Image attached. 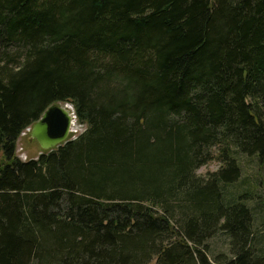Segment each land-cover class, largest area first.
Instances as JSON below:
<instances>
[{"label":"trees","instance_id":"1","mask_svg":"<svg viewBox=\"0 0 264 264\" xmlns=\"http://www.w3.org/2000/svg\"><path fill=\"white\" fill-rule=\"evenodd\" d=\"M52 103L84 130L21 159ZM242 155L264 167V0H0V264H264Z\"/></svg>","mask_w":264,"mask_h":264},{"label":"rangeland","instance_id":"2","mask_svg":"<svg viewBox=\"0 0 264 264\" xmlns=\"http://www.w3.org/2000/svg\"><path fill=\"white\" fill-rule=\"evenodd\" d=\"M70 104V103H69ZM72 105V104H71ZM73 131L70 134V138H75L77 134L81 133L84 130V125H81L76 120ZM41 153V147L36 140H30L29 127L26 128L19 137L17 142L16 154L23 160L30 158H37ZM240 161L242 164V177L246 179V183L240 182L237 184V187L244 188L249 183L250 189L253 191H260L259 187V178L264 173V167L262 168L259 165V162L256 157H249L246 155L240 156ZM219 167L218 161H211L207 165H204L198 169V173L201 175H206L208 172L215 171ZM239 179V181L241 180ZM248 188V187H247ZM241 190V189H240ZM256 201L254 199L248 200L247 204L250 206H255ZM262 206L256 208L255 213V235H257L259 242L257 243L258 247H261L264 250V211H261ZM263 212V214H261ZM260 237V238H259ZM210 246L212 253H226L229 256L230 252V241L226 233L220 231L213 238L210 239ZM153 261L151 264H154Z\"/></svg>","mask_w":264,"mask_h":264},{"label":"water","instance_id":"3","mask_svg":"<svg viewBox=\"0 0 264 264\" xmlns=\"http://www.w3.org/2000/svg\"><path fill=\"white\" fill-rule=\"evenodd\" d=\"M77 115L69 103H52L30 126V140H36L43 150L53 149L70 139Z\"/></svg>","mask_w":264,"mask_h":264}]
</instances>
